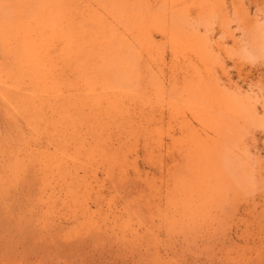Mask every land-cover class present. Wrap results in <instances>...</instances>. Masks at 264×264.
<instances>
[{
	"label": "rangeland",
	"instance_id": "obj_1",
	"mask_svg": "<svg viewBox=\"0 0 264 264\" xmlns=\"http://www.w3.org/2000/svg\"><path fill=\"white\" fill-rule=\"evenodd\" d=\"M0 264H264V0H0Z\"/></svg>",
	"mask_w": 264,
	"mask_h": 264
}]
</instances>
